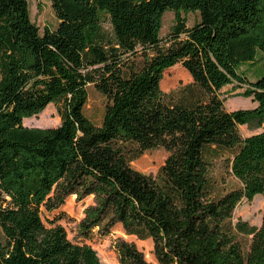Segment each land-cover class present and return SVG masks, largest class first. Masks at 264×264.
Here are the masks:
<instances>
[{
	"label": "trees",
	"instance_id": "trees-1",
	"mask_svg": "<svg viewBox=\"0 0 264 264\" xmlns=\"http://www.w3.org/2000/svg\"><path fill=\"white\" fill-rule=\"evenodd\" d=\"M30 1L0 0V264H101L43 221L70 196L94 198L84 240L119 225L152 239L158 264H264V214L260 227L234 222L243 200L264 197V0H51L59 25L43 35ZM245 64L263 68L251 79ZM177 65L198 89L190 99L162 90ZM89 85L107 100L100 126L85 115ZM229 85L256 106L228 111L219 92ZM50 105L58 127L24 126ZM241 126L262 131L243 138ZM159 148L169 156L156 175L132 167ZM217 150H236L241 187L224 194L211 176ZM115 249L120 264H150L132 243Z\"/></svg>",
	"mask_w": 264,
	"mask_h": 264
},
{
	"label": "rangeland",
	"instance_id": "rangeland-1",
	"mask_svg": "<svg viewBox=\"0 0 264 264\" xmlns=\"http://www.w3.org/2000/svg\"><path fill=\"white\" fill-rule=\"evenodd\" d=\"M30 15L32 21L39 27L43 35L46 30L55 31L59 25V20L53 8L51 0H33L29 2ZM187 18V26L192 27L198 19L197 14H184ZM175 15L173 12H167L163 19V28L161 31L162 43H167L169 35L174 27ZM105 27L109 29L106 22ZM263 65L250 68L245 64L241 70L249 73L251 79L258 76L259 70ZM162 90L167 94H172L176 100L190 99L198 94V89L193 84L190 74L181 66L177 65L166 71L162 80ZM243 89H236L235 85L224 87L220 92V98L225 100V107L232 112L239 109H251L256 106L250 98L241 96ZM88 102L85 106V115L97 126L103 122L107 100L94 85L87 88ZM61 124L58 116L57 107L50 105L38 116L27 118L24 126L29 129H51ZM264 128V126H263ZM262 129L252 131L247 126H241L239 132L243 138L249 137L261 132ZM236 150H217L211 156V176L215 186V191L224 194L228 191L241 187L231 170V162ZM168 152L163 149H155L146 152L139 159L132 163V167L137 171L156 175L159 169L164 165L168 158ZM94 203L93 197H87L78 201L76 196H70L66 199L64 206L53 212L42 211V218L45 224L50 227L53 223L62 225L68 234V238L74 243H86L93 247L98 253L101 264H120L115 249L119 240L134 244L144 255L150 264H158L154 254V242L152 239H138L135 236L127 235L121 226H116L109 235L103 236L95 231L92 238L84 240L79 236L78 226L84 218L85 209ZM264 214V197L258 195L253 201L243 200L234 212V222L243 220L253 226L260 227ZM251 237L240 236V241L248 245Z\"/></svg>",
	"mask_w": 264,
	"mask_h": 264
}]
</instances>
